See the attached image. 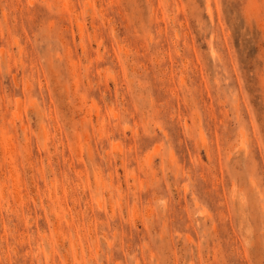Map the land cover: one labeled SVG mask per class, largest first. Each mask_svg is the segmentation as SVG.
I'll list each match as a JSON object with an SVG mask.
<instances>
[{
  "label": "rangeland",
  "instance_id": "374dc122",
  "mask_svg": "<svg viewBox=\"0 0 264 264\" xmlns=\"http://www.w3.org/2000/svg\"><path fill=\"white\" fill-rule=\"evenodd\" d=\"M0 264H264V0H0Z\"/></svg>",
  "mask_w": 264,
  "mask_h": 264
}]
</instances>
